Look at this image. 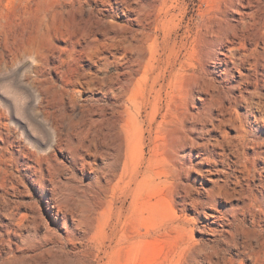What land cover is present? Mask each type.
Instances as JSON below:
<instances>
[{
    "label": "rangeland",
    "instance_id": "rangeland-1",
    "mask_svg": "<svg viewBox=\"0 0 264 264\" xmlns=\"http://www.w3.org/2000/svg\"><path fill=\"white\" fill-rule=\"evenodd\" d=\"M15 1L17 5L14 3ZM26 1L27 3L31 1L30 4H28L29 6L25 4ZM38 1L40 0H0V6L2 7V9L0 7V14H2V16H0V111L3 110V112H0V201L3 202H0V253L2 255V257H0V264L3 261H5V263L7 262V264H21L19 261H22V264H30L31 262L37 264H174V262L175 264H252V258L248 256L250 254L246 256L241 255V243L244 239L246 230L249 229L248 232L251 231L256 233L261 230L260 226L264 227V211L260 209L263 207L257 205L249 207L250 204L248 202L243 204V202H241V197H237L239 196L238 191L240 188H238V191L234 190V188L237 184L236 182L242 179L243 183H245V188L247 187V194H249L248 192H252L256 197L253 199L262 200L260 202L264 205V100L262 101V111L254 107L252 112L248 113V106L246 103L229 109L231 107L228 104V100H226L229 96H227V94H230V96L239 95V91L244 87L245 83V80L242 83L241 74H248L250 62H247L242 69L236 68L241 64L242 58L246 59L242 57L246 53H244L245 51H241V42L236 40L235 45H231L228 43L227 39H225L226 41L224 42L222 38L229 35L231 36V40H235L231 33H237L239 35L243 33L242 28L244 27L241 25L240 16L246 13L247 15L252 12L255 13L258 10L257 5L259 0H218V2H216L217 0H184V2L183 0H96L97 3L93 5L89 3L88 0H84L85 2L83 0H57V2L60 3H55L56 0H41V3ZM239 1L243 5L242 7L241 4H238ZM35 3H37L38 6ZM173 3L175 5H173ZM227 3L232 8L227 6ZM57 4L61 5V8ZM10 5L11 8L8 7ZM15 5L16 7L14 8ZM234 5L235 7H233ZM6 7L12 12L6 9ZM76 7L80 9H77V12L75 10ZM233 8H235V10H233ZM18 9L20 11H18ZM62 9L64 11H62ZM54 13L58 14L56 15ZM59 13H62V16H60ZM140 14L149 15V20L152 21L149 22L148 20L146 22L147 25L144 31L149 41L146 39L145 42L139 43L132 40V38H143L141 33L136 30H141L137 21ZM167 15H170L169 17L170 19L173 18V21L169 23L170 25L168 24L165 27L163 24L166 22L165 18ZM256 15L259 19L264 21V13L260 12L259 14V12H256ZM225 20L227 21L225 22ZM153 22L154 24L152 25ZM165 28L168 34L176 38L175 41H172L169 45H167V41L171 38L168 37L166 39L168 35H166ZM217 28H222V30H218ZM95 30L96 32H94ZM152 30L155 32L153 33ZM98 31L100 32L97 33ZM126 31L128 32L126 33ZM147 31L149 34H147ZM17 32L20 35L22 34L21 37ZM222 32L224 34H222ZM15 34H18L20 39L23 38V41L18 39ZM130 34L134 35V37H131ZM9 35L11 37H9ZM33 35L34 38H32ZM220 36L223 41L220 39ZM14 37L22 41L21 44L19 41L17 42ZM122 37L124 39H122ZM213 37L214 39H212ZM8 38L10 40H8ZM26 38H29V41L26 40ZM114 38H117V41ZM119 38L125 41L121 42L122 40ZM254 38L256 37L254 36ZM32 39L33 41H31ZM25 40L27 43L24 42ZM15 41L17 44L11 45L15 48L18 47L17 49L12 47L9 43H14ZM42 41L44 43H42ZM258 41H260L259 47L262 48L264 46L263 42L261 39ZM175 43L178 44L175 45ZM141 44L144 45V48ZM181 44L186 45L183 50ZM160 45H162V47ZM7 46L8 48H12L13 52L11 49L9 50ZM134 46L136 51L134 50ZM126 47L130 48L128 54L129 58L135 60L139 58L141 61H135V64H129V59L126 58L125 54L126 50H124ZM235 47L236 49H234ZM249 48H254V46H249ZM130 50L132 52H130ZM195 50L197 52H195ZM152 52H154V54ZM229 52H232L231 58L233 60L229 59L231 56L228 54ZM13 53H15L14 56L16 58H11ZM225 54L229 55V57ZM7 55H9V58ZM196 55L198 56L196 57ZM1 57H4V62L1 60ZM6 57L10 59V61ZM153 58L161 59L163 65H158L157 70L151 71L152 74L145 69L148 62ZM11 60L14 63H12ZM185 61L186 65L183 63ZM153 62L154 60H152V63ZM107 63H111L112 70L110 69L109 73H100L101 70L105 69ZM119 63H121V66ZM202 65L204 69H202ZM130 66H132L133 69H131ZM163 67H171L170 71H172V75H174L173 79L176 80V89H170L169 92H165L162 98H160L163 102V107H159L161 115L159 114V116L155 118V113L151 114V109L140 114V109H138L139 105L136 104H139L143 100L146 95L145 89H150V86L153 84V77L157 76V72L162 71ZM193 69L194 71H192ZM203 70H206V72ZM129 71H132V74L123 78L124 80H128L127 92L121 95V98H123L120 100L121 102H117V104L121 106L119 107L120 109L118 108L116 110L115 114L112 107L115 103L114 96L118 93L120 85H112L110 79H116L118 74H124ZM192 72L193 74H191ZM258 72L259 75L260 72L261 74L264 73L262 69L257 72L251 71L249 73L251 81L256 79V73ZM188 75L190 76L187 77ZM195 77L197 78L196 80L194 79ZM260 77L262 82L261 89L258 91L260 94L263 93L262 95L264 96V77H262V75H260ZM31 78H34V80ZM41 78H46L48 82L46 79H43V81L40 80ZM190 78H192V80ZM200 78L203 79L204 83H202ZM41 82L44 83L42 84ZM238 82H241L240 85ZM183 83H186L184 87ZM212 86H214V88ZM29 87H33L31 88L33 91ZM207 88L210 90H207ZM29 89L32 93H30ZM186 89H188V94H186ZM246 90H249V92L254 91L253 88ZM210 92L212 94H210ZM210 95L223 99V104L221 106L224 108V119L226 120L224 123L217 121V118L222 119V117H218L219 112L215 110V108L213 111L209 102L211 98ZM152 96L154 99L155 94ZM180 97L183 98V100H181ZM178 99L180 101H178ZM254 101L257 103L260 102L259 99H255ZM180 102L181 104L186 102V106L184 104L179 105ZM174 105L177 106L174 107ZM125 107L129 108V110ZM129 111H133L134 113ZM50 112L51 114H49ZM118 112L120 113L118 114ZM121 112L124 116L120 115ZM182 112H184V115H181ZM194 112L195 114H193ZM177 113H180L179 118L176 117L178 116ZM190 113L195 116L200 114L201 116L208 115L210 120L207 126L208 128L205 127V129H202L199 125L194 124V120L189 116ZM131 114H133V116ZM168 114H171L169 115L170 118L169 116L167 117ZM211 114L213 115L211 116ZM246 116H248V119ZM137 117H139V120ZM174 117H176V121ZM127 119L130 120L128 121ZM53 120L54 123H57L59 135H61L59 137L61 138L59 143L55 129L56 125L51 123ZM177 121L180 123L178 124ZM131 122H134V125ZM183 122L187 123L183 124ZM130 124L131 126H129ZM72 125L76 126L74 127ZM176 126L179 127L176 128ZM213 126L217 127L215 128ZM70 127L73 128V131ZM139 127L141 128L140 131L138 130L139 133L138 131H134L136 128L140 129ZM62 128L63 131H61ZM181 128L184 131L180 130ZM44 129L49 131L48 134ZM142 129L143 131L145 130L144 133L141 132ZM68 130L72 132L70 133ZM129 131H131V135L129 134L130 136L128 135ZM161 131L163 133H161ZM132 132L136 135L132 134ZM163 134L165 137H163ZM240 134L241 136L246 135L248 140L256 143L257 146L243 143L244 141H241L243 139L242 137L240 138ZM210 135H212L213 138L210 137ZM79 136L82 137V143L78 141ZM216 138H218V140ZM6 139L8 141L4 142ZM68 141H72L71 145L74 147L76 146L75 153H71V151L68 150ZM91 141L93 142L91 143ZM130 141H134L132 142L134 146L130 145ZM159 141L161 142L160 144ZM206 141L210 144L208 145ZM191 142L193 143L192 148L190 147ZM244 144L246 146H244ZM182 146L186 147L185 150L180 152ZM170 147H173V151ZM166 148L168 149L166 150ZM169 150L172 152H168ZM132 151L134 153L131 155ZM174 151L176 153H174ZM74 154H76V160L73 162ZM259 155H261V157ZM46 157H48V159H46ZM167 157L171 162L167 160ZM222 159L226 162L225 166L219 165V162L223 161ZM14 160H16V162H13ZM124 161L128 162L125 163ZM191 161L195 163L203 162L202 164L204 165L198 166L197 169L191 170L188 174L181 172L183 166L185 164L186 167L189 166ZM37 164L43 165L42 170L46 175L48 174L47 168L49 165L56 169L58 172L57 179L50 182L42 181L36 177L35 167H37ZM217 167L219 168L218 170L216 169ZM236 168L238 169L236 170ZM219 170L223 172L221 174L224 175H215ZM247 174L250 176H247ZM235 175H237V178ZM224 179L227 181V185L223 183ZM216 182H221L220 184H223L222 186L225 191L222 190V193H224V195H219L220 190L215 188L218 184ZM248 183L249 185H247ZM186 186L191 193H195L196 191L202 193L203 196L200 199L202 202L207 203L203 209L198 210L191 201H184L183 197L187 190ZM129 187L132 188L130 189ZM191 187L192 189H190ZM176 188L178 190H176ZM156 189L160 190L157 191ZM227 190L230 191V193L235 191V195L231 196ZM157 192L158 195L156 194ZM208 196H212V198L207 199ZM110 201H112V203ZM8 202L10 203L8 204ZM14 204L18 206L15 207L13 206ZM95 204L98 206L96 207ZM185 204L186 206H184ZM244 206L248 207L243 209ZM9 208L12 209L9 211ZM96 210L97 213H95ZM253 213L256 215V220L259 221L256 228L253 227L255 225ZM103 216L106 217L103 218ZM103 219H107V221ZM97 220H99V222ZM117 220L121 221L118 223ZM240 224L242 226H240ZM103 226L105 227L104 229H102ZM237 229L238 232L236 233ZM239 230H241L240 233ZM107 231L108 234H106ZM9 232L11 235H5ZM99 233L104 235V239L102 236L100 237ZM229 233H232L234 236H231ZM14 234L16 235L14 236ZM96 234H99V237ZM2 235L5 236L2 237ZM109 237H112V240ZM231 238L234 241H232ZM235 242L236 244H231ZM30 244H35L40 248L38 250H34L33 248L30 249ZM237 244L238 246H236ZM1 245L3 248H1ZM40 251H43L45 255H41ZM37 253H40L39 258ZM29 255L35 256L36 259H31ZM10 258L17 261L14 263Z\"/></svg>",
    "mask_w": 264,
    "mask_h": 264
},
{
    "label": "bare ground",
    "instance_id": "bare-ground-1",
    "mask_svg": "<svg viewBox=\"0 0 264 264\" xmlns=\"http://www.w3.org/2000/svg\"><path fill=\"white\" fill-rule=\"evenodd\" d=\"M13 1V0H12ZM47 1V0H46ZM84 1V0H83ZM87 1V0H86ZM123 1V0H122ZM166 1V0H165ZM168 1V0H167ZM210 1V0H209ZM208 1V2H209ZM222 1V0H221ZM220 1V2H221ZM226 1V0H225ZM225 1H224V3H225ZM237 1V0H236ZM250 1V0H249ZM31 2V1H30ZM30 2L29 3H27V1H26V5H28V4H30ZM38 2H40L41 3V0L40 1H38ZM53 2V1H52ZM80 2V1H79ZM85 2V1H84ZM88 2L89 3H91L92 5L93 4H95V3H97L96 2V0H88ZM116 2V1H115ZM175 2V1H174ZM183 2H184V0H183ZM216 2H218V0L216 1ZM231 2H233V1H231ZM235 2V1H234ZM15 4H16V1L14 2ZM42 3H43V1H42ZM55 3H60V2H57V0H56V2ZM55 3H53V4H55ZM69 3V2H68ZM73 3H75V2H73ZM73 3H72V5H73ZM83 3V2H82ZM177 3V2H176ZM228 3H229V1H228ZM228 3L226 4L227 6H230V5H228ZM9 4V3H8ZM13 4V3H12ZM35 4H37V3H35ZM62 4V3H61ZM77 4V3H76ZM179 4V3H178ZM177 4V5H178ZM218 4V3H217ZM221 4V3H220ZM230 4V3H229ZM235 4V3H234ZM238 4H241V2L239 1V3ZM17 5V4H16ZM16 5L14 6V8L16 7ZM25 5V6H26ZM40 5V4H39ZM51 5V4H50ZM58 5V4H57ZM56 5V6H57ZM69 5V4H68ZM81 5V4H80ZM165 5H169V4H165ZM173 5H175L174 3H173ZM206 5V4H205ZM4 6V5H3ZM13 6V5H12ZM22 6V5H21ZM23 6H24V4H23ZM29 6V5H28ZM37 6H38V4H37ZM53 6H55V5H53ZM53 6H51V7H53ZM58 6H60V8H61V5H58ZM82 6V5H81ZM203 6V5H202ZM216 6V5H215ZM223 6V5H222ZM243 5L241 4V7H242ZM1 7V6H0ZM5 7V6H4ZM8 7H10L11 8V5L10 6H8ZM20 7V6H19ZM63 7V6H62ZM83 7V6H82ZM181 7H183V6H181ZM207 7V6H206ZM218 7H219V5H218ZM224 7H225V5H224ZM231 7V6H230ZM229 7V8H230ZM233 7H235V5L233 6ZM14 8H12V9H14ZM20 8H22V7H20ZM25 8V7H24ZM30 8H32V7H30ZM50 8V7H49ZM64 8V7H63ZM67 8V7H66ZM220 8V7H219ZM218 8V9H219ZM223 8V7H222ZM232 8V7H231ZM1 9H2V7H1ZM6 9H8L9 10V8H7L6 7ZM33 9V8H32ZM51 9V8H50ZM52 9H54V8H52ZM55 9H56V7H55ZM54 9V10H55ZM65 9V8H64ZM69 9V8H68ZM77 9H79V8H77L76 7V12H77ZM90 9V8H89ZM107 9V8H106ZM128 9V8H127ZM257 11L256 12H259V14H260V12L261 13H264V0H259L258 1V5H257ZM31 10V9H30ZM49 10V9H48ZM66 10V9H65ZM80 10V9H79ZM233 10H235V8H233ZM232 10V11H233ZM255 10V9H254ZM5 11V10H4ZM10 11V10H9ZM9 11H8V13H9ZM18 11H20L19 9H18ZM25 11H26V8H25ZM52 11V10H51ZM59 11V10H58ZM62 11H64L63 9H62ZM69 11H70V9H69ZM73 11V10H72ZM82 11V10H81ZM80 11V12H81ZM90 11H91V9H90ZM89 11V12H90ZM98 11H99V9H98ZM125 11V10H124ZM144 11V10H143ZM229 11V10H228ZM227 11V12H228ZM237 11H239V10H237ZM236 11V12H237ZM245 11V10H244ZM7 12V11H6ZM10 12H12V11H10ZM23 12V11H22ZM49 12V11H48ZM54 12V11H53ZM57 12V11H56ZM71 12V11H70ZM140 12V11H139ZM256 12L255 13H251V14H248L247 15V13H246V11H245V13L246 14H243L242 16H240L241 18V25H243V27L244 28H242L243 30H242V32L243 33H241V35H239V34H235V33H231V35H232V37H234V39L235 40H231V36H225L224 38H222L221 36H220V39L222 38L223 40H224V42L226 41L225 39H227V41H228V43H230L231 45H235V43H236V40H238L239 42H241V46H242V48H241V51H245L244 53H246L244 56H242V57H244V58H246V59H241L242 60V62H241V64L239 65V67H236V68H243V66H245L246 65V63L247 62H250V69H248V74H245V75H242L241 74V80H242V83H243V81L245 80V83H244V87L239 91V95H237V96H230V94H227V99L226 100H228V104H229V106L231 107V108H229V109H233L234 107H237V106H239V105H241V104H243V103H246L247 104V106H248V113H250V112H252V110H253V108L254 107H256L259 111L261 110L262 111V101L264 100V96L262 95L263 93H259V89H261V77H260V75H262V77H264V73L263 74H261V72H260V75H259V72L258 73H256V79L255 80H253V81H251V79L249 78V73L251 72V71H255V72H257L258 70H260V69H262L263 71H264V46L262 47V48H260L259 46V44H260V41H258V40H260L261 39V41L263 42V44H264V21H262L261 19H259L258 17H257V15H256ZM49 13H51V12H49ZM65 13V12H64ZM100 13V12H99ZM146 13H148V12H146ZM157 13V12H156ZM161 13H162V11H161ZM235 13V12H234ZM239 13V12H238ZM237 13V14H238ZM250 13V12H249ZM54 14H56V13H54ZM58 14V13H57ZM56 14V15H57ZM60 14V13H59ZM62 14V13H61ZM60 14V16H62ZM150 14H151V12H150ZM160 14V13H159ZM4 15V14H3ZM52 15V14H51ZM69 15V14H68ZM72 15V14H71ZM89 15V14H88ZM138 15V14H137ZM178 15V14H177ZM0 16H2V14H0ZM49 16H50V14H49ZM76 16V15H75ZM83 16V15H82ZM118 16V15H117ZM170 16V15H169ZM168 15L166 16V22L163 24V25H165V27L170 23V22H172L173 21V18L172 19H170V17H169ZM186 16V15H185ZM221 16V15H220ZM51 17V16H50ZM57 17V16H56ZM58 17H59V15H58ZM149 15H147V14H140L139 15V18H138V23H139V27L141 28V30H138V29H136L137 30V32H140L141 33V36H143V38H136L135 37V39H133L132 38V40H135V41H137V42H145L146 41V34L144 33V31H145V29H146V22L149 20ZM159 17V16H158ZM175 17H176V15H175ZM211 17V16H210ZM216 17V16H215ZM3 18V17H2ZM52 18H53V16H52ZM52 18H51V20H52ZM89 18H90V16H89ZM88 18V19H89ZM136 18H137V16H136ZM214 18V17H213ZM224 18V17H223ZM75 19V18H74ZM191 19V18H190ZM210 19V18H209ZM216 19V18H215ZM226 19V18H225ZM264 19V18H263ZM56 20V19H55ZM87 20V19H86ZM93 20V19H92ZM95 20V19H94ZM98 20V19H97ZM96 20V21H97ZM154 20H156V19H154ZM236 20V19H235ZM238 20V19H237ZM53 21V20H52ZM104 21V20H103ZM152 21V20H151ZM150 20H149V22H151ZM182 21V20H181ZM216 21V20H215ZM214 21V22H215ZM227 20H225V22H226ZM239 21V20H238ZM86 22V21H85ZM93 22V21H92ZM91 22V23H92ZM149 22H148V24H149ZM155 22V21H154ZM154 22L152 23V25L154 24ZM202 22H204V21H202ZM223 22V21H222ZM101 23V22H100ZM103 23V22H102ZM182 23V22H181ZM189 23V22H188ZM187 23V24H188ZM192 23H194V22H192ZM231 23H232V21H231ZM3 24V23H2ZM156 24V23H155ZM206 24V23H205ZM215 24V23H214ZM217 24V23H216ZM226 24V23H225ZM227 24L229 25V23L227 22ZM240 24V23H239ZM93 25V24H92ZM91 25V26H92ZM96 25V24H95ZM170 25V24H169ZM178 25V24H177ZM197 25H198V22H197ZM201 25H203V24H201ZM233 25V24H232ZM236 25V24H235ZM83 26H85V25H83ZM99 26V25H98ZM97 26V27H98ZM129 26V25H128ZM180 26H181V24H180ZM179 26V27H180ZM191 26V25H190ZM194 26V25H193ZM212 26V25H211ZM211 26H210V28H211ZM151 27H154V26H151ZM163 27V26H162ZM186 27V26H185ZM209 27V26H208ZM213 27V26H212ZM217 27V26H216ZM219 27V26H218ZM221 27V26H220ZM91 28V27H90ZM112 28V27H111ZM123 28H124V26H123ZM127 28V27H126ZM133 28V27H132ZM174 28V27H173ZM176 28V27H175ZM193 28V27H192ZM228 28V27H227ZM230 28H231V26H230ZM229 28V29H230ZM240 28V27H239ZM94 29V28H93ZM99 29V28H98ZM125 29V28H124ZM154 29V28H153ZM177 29V28H176ZM201 29V28H200ZM218 29V28H217ZM216 29V30H217ZM220 29V28H219ZM218 29V30H219ZM232 30H233V28H231ZM90 30V29H89ZM103 30V29H102ZM109 30V29H108ZM120 30V29H119ZM148 30V29H147ZM155 30V29H154ZM165 31H166V35H168L167 37H166V39L168 38V37H170L171 39H169L167 42V45H169V44H171V42L172 41H175V39L176 38H174V37H172L171 36V34H168V32H167V29L165 28L164 29ZM178 30V29H177ZM196 30V29H195ZM210 30V29H209ZM213 30V29H212ZM220 30H222V28L220 29ZM231 30V31H232ZM239 30V29H238ZM19 31V30H18ZM93 31V30H92ZM106 31V30H105ZM125 31V30H124ZM149 31V30H148ZM147 31V32H148ZM164 31V32H165ZM197 31H199V30H197ZM15 32V31H14ZM94 32H96V30L94 31ZM100 31H98L97 33H99ZM107 32V31H106ZM128 31H126V33H127ZM136 32V31H135ZM135 32H133V33H135ZM152 32H153V30H152ZM155 32V31H154ZM153 32V33H154ZM191 32H192V30H191ZM196 32V31H195ZM194 32V33H195ZM211 32V31H210ZM212 32H214V31H212ZM220 32V31H219ZM224 32H225V30H224ZM227 32V31H226ZM13 33V32H12ZM18 33V32H17ZM30 33H32V32H30ZM120 33V32H119ZM158 33V32H157ZM180 33V32H179ZM182 33V32H181ZM185 33V32H184ZM207 33H208V31H207ZM215 33V32H214ZM229 33V32H228ZM247 35H246V34ZM19 34V33H18ZM18 34H15L17 37H18V39H20L19 38V36H18ZM90 34V33H89ZM132 34V33H131ZM130 34V35H131ZM147 34H149V32L147 33ZM156 34V33H155ZM183 34V33H182ZM196 34V33H195ZM209 34V33H208ZM222 34H224L223 32H222ZM11 35V34H10ZM9 35V37H11V36H13V35H11L10 36ZM20 35V34H19ZM22 35V34H21ZM21 35H20V37H21ZM30 35V34H29ZM32 35V34H31ZM152 35V34H151ZM150 35V36H151ZM201 35V34H200ZM206 35V34H205ZM217 35V34H216ZM215 35V36H216ZM220 35H221V32H220ZM121 36H122V33H121ZM126 36H128V35H126ZM196 36V35H195ZM198 36V35H197ZM213 36V35H212ZM218 36V35H217ZM222 36H224V35H222ZM254 36L256 37V38H254ZM29 37V36H28ZM32 37V36H31ZM131 37H134V35H131ZM153 37H155V36H153ZM152 37V38H153ZM160 37V36H159ZM15 38V37H14ZM32 38H34V35H33V37ZM192 38V37H191ZM200 38V37H199ZM202 38V37H201ZM215 38H217V37H215ZM29 39V38H28ZM27 38H26V40H28ZM115 39V38H114ZM117 39V38H116ZM115 39V40H116ZM119 39H121V38H119ZM122 39H124L123 37H122ZM121 39V40H122ZM125 39H126V37H125ZM178 39V38H177ZM203 39V38H202ZM201 39V40H202ZM212 39H214V37L212 38ZM221 39V40H222ZM7 40V39H6ZM8 40H10L9 38H8ZM7 40V41H8ZM12 40L14 41V39H13V37H12ZM15 40H17V38H15ZM20 40H22L23 41V38L22 39H20ZM26 40L24 41L25 43H27L26 42ZM120 40V41H121ZM148 40V39H147ZM217 40V39H216ZM222 40V41H223ZM19 40H17V42H18ZM22 41H19L20 42V44H21V42ZM29 41V40H28ZM31 41H33V39L31 40ZM30 41V42H31ZM36 41V40H35ZM44 41V40H43ZM42 41V43H44ZM117 41V40H116ZM119 41V40H118ZM125 41V40H124ZM123 40L121 41V42H124ZM129 41H130V39H129ZM149 41V40H148ZM203 41V40H202ZM215 41V40H214ZM24 42H23V44H24ZM37 42V41H36ZM164 42V41H163ZM163 42H161V43H163ZM179 42V41H178ZM183 42V41H182ZM196 42H197V40H196ZM205 42V41H204ZM10 43V45L12 44V45H14L15 43H16V41L14 42V43H11V42H9ZM35 43V42H34ZM33 43V44H34ZM156 43V42H155ZM212 43V42H211ZM216 43V42H215ZM227 43V42H226ZM17 44V43H16ZM19 44V45H20ZM29 44V43H28ZM32 44V43H31ZM112 44H113V42H112ZM111 44V45H112ZM121 44V43H120ZM128 44H129V42H128ZM132 44V43H131ZM178 43H175V45H177ZM192 44V43H191ZM201 44V43H200ZM199 44V45H200ZM217 44V43H216ZM219 44V43H218ZM6 45V44H5ZM11 45V46H12ZM106 45V44H105ZM133 45V44H132ZM135 45H136V43H135ZM141 45H143V44H141ZM182 45V50H183V48H185L186 47V45L185 44H181ZM188 45V44H187ZM196 45H197V43H196ZM202 45V44H201ZM16 46V45H15ZM124 46V45H123ZM128 46V45H127ZM131 46V45H130ZM129 46V47H130ZM137 46V45H136ZM138 46H139V44H138ZM147 46V45H146ZM161 47H162V45H160ZM180 46V45H179ZM203 46V45H202ZM215 46V45H214ZM239 46V45H238ZM249 46H254V48H249ZM10 47V46H9ZM12 47H14V46H12ZM116 47H118V46H116ZM121 47V46H120ZM129 47H126L124 50H126L125 52V54H126V58L127 59H129L128 60V63L129 64H132V63H134L135 61H141V60H139V58H138V60H135V59H133V58H129ZM169 47V46H168ZM198 47V46H197ZM201 47V46H200ZM204 47V46H203ZM208 47V46H207ZM212 47V46H211ZM7 48H8V46H7ZM15 48V47H14ZM18 48V47H17ZM17 48H15V49H17ZM113 48V47H112ZM143 48H144V45H143ZM202 48V47H201ZM209 48V47H208ZM218 48V47H217ZM239 48V49H240ZM9 50L11 49V51L13 52V50H12V48H8ZM8 49H6V50H8ZM110 49V48H109ZM121 49V48H120ZM138 49H140V48H138ZM146 49V48H145ZM158 49H159V47H158ZM194 49H195V46H194ZM227 49H229V48H227ZM234 49H236V47L234 48ZM8 50V51H9ZM134 50H135V46H134ZM133 50V51H134ZM142 50V49H141ZM162 50H163V48H162ZM197 50H199V49H197ZM233 50V49H232ZM232 50H229V51H232ZM10 51V52H11ZM17 51V50H16ZM19 51V50H18ZM136 51V50H135ZM202 51V50H201ZM205 51H207V50H205ZM208 51H209V49H208ZM212 51V50H211ZM220 51V50H219ZM228 51V50H227ZM235 51V50H234ZM130 52H132L131 50H130ZM138 52H139V50H138ZM157 52V51H156ZM161 52V51H160ZM166 52V51H165ZM179 52V51H178ZM195 52H197L196 50H195ZM213 52V51H212ZM3 53H4V51H3ZM8 53V52H7ZM17 53V52H16ZM137 53V52H136ZM146 53V52H145ZM151 53V52H150ZM153 54H154V52H152ZM214 53H215V49H214ZM227 53V52H226ZM232 53V52H231ZM230 52L228 53V54H230L231 56L229 57V55H227V54H225L226 56H228L229 57V59H232L231 57H232V54H231ZM235 53V52H234ZM14 54L15 53H13V56L11 57V58H16L15 56H14ZM20 54V53H19ZM22 54V53H21ZM167 54H169V53H167ZM186 54V53H185ZM2 55V54H1ZM4 55V54H3ZM6 55V54H5ZM138 55V54H137ZM140 55V54H139ZM144 55H146V54H144ZM149 55V54H148ZM147 55V56H148ZM195 55V54H194ZM204 55V54H203ZM218 55V54H217ZM8 56V58H9V55H7ZM20 56H22V55H20ZM147 56H146V58H147ZM198 55H196V57H197ZM199 56H201V55H199ZM208 56V55H207ZM142 57V56H141ZM166 57V56H165ZM191 57V56H190ZM195 57V56H194ZM210 57V56H209ZM239 57H240V55H239ZM3 58L4 57H1V60L3 61ZM7 58V57H6ZM7 58V59H8ZM145 58V57H144ZM155 58V57H154ZM152 59V60H154V62L152 63V60H150L149 62H148V65L146 66V69L145 70H147V72H151L152 70H157L158 69V65H160V64H162L163 62H162V60L161 59H158V58H156V59ZM166 58H168V57H166ZM200 58V57H199ZM115 59V58H114ZM195 59H197V58H195ZM205 59V58H204ZM212 59V58H211ZM237 59H239V58H237ZM6 60V59H5ZM9 61H10V59H8ZM15 60V59H14ZM17 60V59H16ZM203 60V59H202ZM233 60V59H232ZM12 61V60H11ZM18 61V60H17ZM16 61V62H17ZM115 61V60H114ZM144 61V60H143ZM169 61H170V59H169ZM234 61H235V59H234ZM4 62V61H3ZM233 62V61H232ZM2 63V62H1ZM7 63V62H6ZM9 63V62H8ZM12 63H14L13 61H12ZM152 63V64H151ZM183 63H185V65H186V61L185 62H183ZM189 63V62H188ZM200 63H201V61H200ZM204 63V62H203ZM3 64V63H2ZM11 64V63H10ZM16 64V63H15ZM135 64V63H134ZM165 64H166V62H165ZM177 64V63H176ZM6 65V64H5ZM118 65V64H117ZM119 65L121 66V63H119ZM163 65V64H162ZM237 65H238V62H237ZM8 66V65H7ZM44 66H45V64H44ZM134 66V65H133ZM139 66V65H138ZM166 66V65H165ZM236 66V65H235ZM127 67H129V66H127ZM175 67V66H174ZM188 67V66H187ZM193 67V66H192ZM233 67V66H232ZM247 67V66H246ZM35 68H36V66H35ZM41 68V67H40ZM39 68V69H40ZM130 68L131 69H133L132 68V66H130ZM138 68V67H137ZM170 68L171 67H167V68H165V67H163L162 68V71H160V72H157L158 74H157V76H155V77H153V84L150 86V89H145V96H144V98H143V100L139 103V104H136V105H139L138 106V109H140L139 111H140V114H142L143 112H145V111H147L148 109H151L152 110V112H151V114H154L155 113V118L156 117H158L159 116V114H160V106H162L163 105V102H162V100L160 99V98H162V95H164L165 94V92H169V90L170 89H176V80L175 79H173V77H174V75H172V71H170ZM249 68V67H248ZM110 69H111V63H107L106 65H105V69L104 70H101L100 71V73H109L110 72ZM136 69V68H135ZM195 69V68H194ZM194 69L192 70V71H194ZM202 69H204L203 68V65H202ZM112 70V69H111ZM130 70V69H129ZM137 70V69H136ZM182 70V69H181ZM229 70H230V68H229ZM17 71H20V70H17ZM35 71V70H34ZM40 71V70H39ZM44 71V70H43ZM119 71V70H118ZM133 71V70H132ZM132 71H129V72H127V73H121V74H118L117 76L118 77H116V79H110L111 80V84L112 85H114V86H116V85H120V88H119V90H118V93H116L115 94V96H114V100H115V103L113 104V110H114V113L116 112V110L121 106V105H118L117 104V102H121L120 100H122L123 98H121V95L123 94V93H126L127 91H126V88H127V83H128V80H126V82H125V80L123 79V78H125L127 75H131L132 74ZM204 71V70H203ZM42 72V71H41ZM121 72V71H120ZM119 72V73H120ZM183 72V71H182ZM191 72V71H190ZM204 72H206V70L204 71ZM149 73H147V74H149ZM152 73V72H151ZM254 73V72H253ZM14 74H15V72H14ZM18 74H19V72H18ZM27 74V73H26ZM35 74H36V71H35ZM153 74V73H152ZM186 74V73H185ZM191 74H193V72L191 73ZM227 74V73H226ZM255 74V73H254ZM30 75V74H29ZM37 75V74H36ZM136 75V74H135ZM151 75V74H150ZM184 75V74H183ZM208 75V74H207ZM13 76V75H12ZM19 76V75H18ZM31 76V75H30ZM29 76V77H30ZM149 76V75H148ZM190 75H188L187 77H189ZM191 76H193V75H191ZM205 76V75H204ZM46 77V76H45ZM132 77V76H131ZM178 77H180V76H178ZM183 77V76H182ZM212 77V76H211ZM210 77V78H211ZM253 77V76H252ZM251 77V78H252ZM149 78H150V76H149ZM185 78H186V76H185ZM197 78H198V76H197ZM196 77L194 78L195 80L197 79ZM208 78V77H207ZM254 78V77H253ZM31 79H33L34 80V78H31ZM35 79H36V76H35ZM43 79H46V78H43ZM43 79L41 78L40 80H42L43 81ZM191 80H192V78H190ZM190 79H189V82H190ZM201 80H202V83H204V81H203V79L202 78H200ZM10 80V79H9ZM12 80V79H11ZM15 80H16V78H15ZM39 80V81H40ZM47 80V79H46ZM150 80V79H149ZM204 80H205V78H204ZM213 80V79H212ZM264 80V79H263ZM3 81V80H2ZM20 81V80H19ZM38 81V80H37ZM186 81H187V79H186ZM209 81V80H208ZM31 82V81H30ZM29 82V83H30ZM35 82V81H34ZM47 82H48V80H47ZM149 82V81H148ZM196 82V81H195ZM198 82H199V78H198ZM210 82V81H209ZM17 83V82H16ZM33 83V82H32ZM40 83V82H39ZM42 83V82H41ZM44 83V82H43ZM42 83V84H43ZM186 83H188V82H186ZM186 83H183V87H184V84H186ZM194 83V82H193ZM197 83V82H196ZM239 83V82H238ZM241 83V82H240ZM240 83H239V85H240ZM263 83H264V81H263ZM13 84V83H12ZM15 84V83H14ZM36 84V83H35ZM37 84H38V82H37ZM47 84V83H46ZM46 84H44V85H46ZM66 84V83H65ZM131 84V83H130ZM191 84H192V82H191ZM199 85V84H198ZM218 85V84H217ZM11 86V85H10ZM20 86V85H19ZM30 86V85H29ZM32 86V85H31ZM38 86H39V84H38ZM192 86V85H191ZM204 86H206V85H204ZM234 86V85H233ZM262 86H263V84H262ZM34 87V86H33ZM33 87H29L30 89L31 88H33ZM37 87V86H36ZM40 87H41V84H40ZM43 87V86H42ZM186 87V86H185ZM192 87H194V86H192ZM208 87V86H207ZM213 88H214V86H212ZM240 87V86H239ZM18 88V87H17ZM38 88V87H37ZM45 88V87H44ZM191 88V87H190ZM206 88V87H205ZM221 88V87H220ZM233 88V87H232ZM249 88H253L254 89V91H251V92H249V90L247 91L246 89H249ZM15 89V88H14ZM29 89V90H30ZM121 89V90H120ZM195 89H196V87H195ZM32 90V89H31ZM30 90V93H32V91ZM41 90V89H40ZM178 90V89H177ZM188 89H186L185 91H187ZM194 90V89H193ZM207 90H210V89H208L207 88ZM216 90V89H215ZM214 90V91H215ZM218 90V89H217ZM219 90H221V89H219ZM259 90V91H258ZM46 91V90H45ZM128 91H129V88H128ZM198 91V90H197ZM202 91V90H201ZM42 92V91H41ZM140 92H141V90H140ZM180 92V91H179ZM178 92V93H179ZM182 92V91H181ZM219 92V91H218ZM222 92V91H221ZM175 93V92H174ZM192 93V92H191ZM201 93V92H200ZM140 94V93H139ZM144 94V93H143ZM153 94H155V96H154V99L152 98L153 96ZM168 94V93H167ZM180 94V93H179ZM186 94H188V91H187V93ZM185 94V95H186ZM190 94V93H189ZM193 94H194V92H193ZM210 94H212L211 92H210ZM216 94V93H215ZM31 95V94H30ZM176 95H178V94H176ZM232 95V94H231ZM10 96V95H9ZM15 96V95H14ZM32 96V95H31ZM30 96V97H31ZM142 96V95H141ZM183 96V95H182ZM188 96V95H187ZM190 96V95H189ZM183 97H186V96H183ZM190 97H193V96H190ZM196 97V96H195ZM210 99H209V102H210V104H211V106H212V109H213V111H214V108H215V110H217L219 113H218V117H222V119L221 118H217V121L218 122H220V123H224L226 120L224 119V108L221 106L222 104H223V99H221V98H216L214 95H210ZM218 97V96H217ZM46 98V97H45ZM136 98H137V96H136ZM139 98V97H138ZM142 98V97H141ZM169 98V97H168ZM181 98V97H180ZM199 98H200V96H199ZM17 99H20V98H17ZM153 99V100H152ZM255 99H259L260 100V102H255L254 100ZM62 100V99H61ZM135 100V99H134ZM181 100H183V98H181ZM8 101V100H7ZM132 101H133V99H132ZM131 101V102H132ZM178 101H180L179 99H178ZM186 101V100H185ZM190 101V100H189ZM14 102V101H13ZM19 102V101H18ZM123 102V101H122ZM135 102V101H134ZM133 102V103H134ZM136 102L138 103V101L136 100ZM179 103V102H178ZM124 104V103H123ZM131 104V103H130ZM165 104V103H164ZM174 104V103H173ZM183 104L186 106V102H183ZM183 104H181V102H180V104L179 105H183ZM19 105V104H18ZM132 105V104H131ZM135 105V106H136ZM172 106V105H171ZM177 105H174V107H176ZM124 107V106H123ZM128 107H129V105H128ZM163 107V106H162ZM183 107V106H182ZM1 108V107H0ZM126 108V107H125ZM132 108V107H131ZM130 108V109H131ZM172 108V107H171ZM186 108V107H185ZM120 109V108H119ZM123 109V108H122ZM126 109H128L129 110V108H126ZM175 109V108H174ZM47 110V109H46ZM127 110V111H128ZM133 110V109H132ZM171 110V109H170ZM176 110V109H175ZM200 110V109H199ZM199 110H197V111H199ZM205 110V109H204ZM207 110V109H206ZM122 111V110H121ZM168 111V110H167ZM185 111V110H184ZM0 112H3V110L2 111H0ZM53 112H54V110H53ZM122 112H124V111H122ZM121 112V114L120 115H122L123 113ZM129 112H133V111H129ZM196 112V111H195ZM195 112L193 113V114H195ZM45 113V112H44ZM56 113V112H55ZM64 113V112H63ZM113 113V114H114ZM120 112H118V114H119ZM134 113V112H133ZM136 113V112H135ZM162 113H163V111H162ZM200 113V112H199ZM49 114H51V112L49 113ZM112 114V115H113ZM116 114V113H115ZM129 114V113H128ZM178 114V113H177ZM180 114V113H179ZM179 114H178V116H176L175 114V116L176 117H178L179 118ZM193 114H191L190 113V118H192L194 121V124H196V125H199L202 129L204 128L205 129V127H207L208 126V123H210L209 121V116L208 115H205V116H201V114H202V112H201V114L200 115H198V116H195V115H193ZM197 114H198V112H197ZM2 115V114H1ZM47 115H48V113H47ZM67 115V114H66ZM126 115V114H125ZM132 116H133V114H131ZM135 115V114H134ZM136 115H137V113H136ZM148 115V114H147ZM161 115V114H160ZM169 115H171V114H168L167 115V117L169 116ZM181 115H184V112H182V114ZM213 114H211V116H212ZM217 115V114H216ZM58 116H59V114H58ZM122 116H124V115H122ZM129 116H130V114H129ZM131 116V117H132ZM138 116V115H137ZM185 116H186V113H185ZM4 117V116H3ZM47 117V116H46ZM60 117V116H59ZM130 117V118H131ZM149 117V116H148ZM172 117V116H171ZM176 117H174V120L176 121ZM217 117V116H216ZM25 118V117H24ZM61 118V117H60ZM147 118V117H146ZM160 118V117H159ZM169 118H170V116H169ZM189 118V117H188ZM246 118L248 119V116H246ZM0 119H1V116H0ZM49 119V118H48ZM50 119H51V117H50ZM49 119V120H50ZM137 119L139 120V117H137ZM240 119V118H239ZM55 120V119H54ZM54 120H53V122H51V123H54ZM57 120H58V118H57ZM118 120V119H117ZM128 120V119H127ZM130 120V119H129ZM128 120V121H129ZM158 120V119H157ZM173 120V119H172ZM174 120L172 121L173 123H174ZM52 121V120H51ZM114 121V120H113ZM132 121H133V119H132ZM137 121V120H136ZM145 121V120H144ZM143 121V122H144ZM147 121V120H146ZM184 121H185V118H184ZM155 122V121H154ZM188 122V121H187ZM186 122V123H187ZM191 122V121H190ZM117 123H119V122H117ZM131 123H133V125H134V122H131ZM164 123V122H163ZM167 123V122H166ZM171 123V122H170ZM169 123V124H170ZM177 123L179 124L180 122H178L177 121ZM176 123V124H177ZM185 122H183V124H184ZM185 123V124H186ZM219 123V124H220ZM55 125H56V132H57V138H58V143L61 141V138H59L61 135H59L60 133H59V128L57 127V123H54ZM115 124V123H114ZM128 124V123H127ZM144 124H146V123H144ZM117 125V124H116ZM136 125V124H135ZM147 125V124H146ZM153 125V124H152ZM195 125V126H196ZM222 125V124H221ZM44 126V125H43ZM72 126H74V125H72ZM76 126V125H75ZM74 126V127H75ZM118 126V125H117ZM129 126H131V124L129 125ZM137 126V125H136ZM144 126V125H143ZM171 126H172V124H171ZM181 126V125H180ZM185 126V125H184ZM187 126V125H186ZM45 127V126H44ZM43 127V128H44ZM64 127H66V126H64ZM105 127V126H104ZM110 127V126H109ZM167 127V126H166ZM177 127H179V126H176V128ZM190 127V126H189ZM197 127V126H196ZM213 127H217V126H213ZM46 128V127H45ZM72 127H70V129H71ZM102 128V127H101ZM118 128V127H117ZM132 128V127H131ZM135 128V127H134ZM140 128V127H139ZM150 128V127H149ZM162 128V127H161ZM168 128V127H167ZM167 128H165V129H167ZM185 128V127H184ZM200 128V129H201ZM208 128V127H207ZM219 128V127H218ZM69 129V130H70ZM82 129V128H81ZM89 129H90V127H89ZM137 129V130H136ZM136 129H134V131H140L141 130V128L140 129H138V128H136ZM162 129H164V128H162ZM201 129V130H202ZM210 129V128H209ZM44 130H46V129H44ZM64 130H65V128H64ZM68 130V132H72L73 131V128L71 129L72 131H69ZM97 130V129H96ZM116 130V129H115ZM169 130H170V128H169ZM169 130H167V131H169ZM180 130H183L182 128L180 129ZM196 130V129H195ZM213 130V129H212ZM61 131H63V128H62V130ZM80 131V130H79ZM106 131V130H105ZM117 131V130H116ZM122 131V130H121ZM132 131V130H131ZM131 131H129L128 132V135L130 134L131 135ZM139 131H138V133H139ZM145 131V130H144ZM144 131H143V129H142V131L141 132H143L144 133ZM153 131V130H152ZM167 131H165V132H167ZM184 131V130H183ZM182 131V132H183ZM198 131H200V130H198ZM209 131V130H208ZM219 131V130H218ZM12 132V131H11ZM47 134H48V130H46L45 131ZM67 132V131H66ZM67 132V133H68ZM78 132V131H77ZM86 132V131H85ZM88 132V131H87ZM94 132V131H93ZM107 132V131H106ZM105 132V133H106ZM140 132V133H141ZM147 132V131H146ZM160 132V131H159ZM176 132V131H175ZM178 132V131H177ZM197 132V131H196ZM76 133V132H75ZM104 133V132H103ZM136 133V132H135ZM154 133V132H153ZM156 133H158V132H156ZM161 133H163L162 131H161ZM178 133H180V132H178ZM198 133V132H197ZM85 134V133H84ZM94 134V133H93ZM108 134V133H107ZM132 134H134V132H132ZM146 134V133H145ZM165 134V133H164ZM164 134H163V137H165L164 136ZM167 134V133H166ZM182 134V133H181ZM204 134V133H203ZM3 135V134H2ZM50 135V134H49ZM70 135V134H69ZM76 135V134H75ZM101 135V134H100ZM104 135V134H103ZM121 135V134H120ZM124 135V134H123ZM129 135V136H130ZM134 135H136V134H134ZM140 135V134H139ZM186 135V134H185ZM189 135V134H188ZM197 135H199V134H197ZM8 136H9V134H8ZM48 136V135H47ZM86 136H88V135H86ZM133 136V135H132ZM152 136V135H151ZM178 136H180V135H178ZM184 136V135H183ZM200 136V135H199ZM198 136V137H199ZM214 136V135H213ZM7 137V136H6ZM135 137V136H134ZM133 137V138H134ZM136 137H138V136H136ZM159 137H160V134H159ZM162 137V138H163ZM168 137V136H167ZM210 137H212V135H210ZM242 137V139L243 140H241V141H244L243 143H245L246 145H248V144H252V145H254V146H257L256 145V143H253V142H251V141H249L248 140V137L246 136V135H243V136H241V134H240V138ZM49 138V137H48ZM55 138V137H54ZM63 138V137H62ZM70 138V137H69ZM93 138V137H92ZM117 138V137H116ZM130 138V137H129ZM133 138H131V139H133ZM141 138H142V136H141ZM161 138V139H162ZM197 138V137H196ZM195 138V139H196ZM201 138V137H200ZM207 138V137H206ZM213 138V137H212ZM215 138V137H214ZM3 139V138H2ZM70 139H72V138H70ZM69 139V140H70ZM82 139V137L81 136H79L78 137V141L80 142V143H82L83 142V140H81ZM134 139H136V138H134ZM143 139V138H142ZM142 139H139V140H142ZM163 139H165V138H163ZM190 139V138H189ZM199 139V138H198ZM217 140H218V138H216ZM4 140V139H3ZM97 140H98V137H97ZM96 140V141H97ZM115 140V139H114ZM124 140V139H123ZM138 140V141H139ZM168 140V139H167ZM209 140V139H208ZM207 140V141H208ZM211 140V139H210ZM6 141H8L7 139L4 141V142H6ZM95 141V142H96ZM113 141V140H112ZM147 141V140H146ZM152 141V140H151ZM164 141H166V140H164ZM164 141H162V142H164ZM179 141V140H178ZM205 141V140H204ZM206 141V142H207ZM214 141V140H213ZM223 141V140H222ZM93 141H91V143H92ZM94 142V143H95ZM106 142H107V140H106ZM124 142V141H123ZM131 142V144L130 145H133L132 144V142H134V141H130ZM144 142V141H143ZM148 142V141H147ZM146 142V143H147ZM168 142V141H167ZM167 142H165V143H167ZM197 142V141H196ZM200 142H202V141H200ZM216 142V141H215ZM219 142H220V140H219ZM218 142V143H219ZM57 143V142H56ZM68 143L69 144H67V147H68V150H70L71 151V153H75L76 152V146L74 147L73 145H71V143H72V141H68ZM127 143V142H126ZM128 143H129V141H128ZM127 143V144H128ZM135 143H136V141H135ZM161 142L159 141V144H160ZM190 143V142H189ZM214 143V142H213ZM243 143H241V144H243ZM78 144V143H77ZM76 144V145H77ZM122 144V143H121ZM139 144V143H138ZM176 144V143H175ZM192 144V145H191ZM191 144H190V147L192 148V146H193V143L191 142ZM204 144V143H203ZM207 144H208V142H207ZM210 144V143H209ZM208 144V145H209ZM244 144V146H246ZM10 145H11V142H10ZM81 145V144H80ZM148 145V144H147ZM151 145V144H150ZM155 145V144H154ZM164 145V144H163ZM162 145V146H163ZM186 145V144H185ZM206 145V144H205ZM211 145H214V144H211ZM223 145V144H222ZM79 146V145H78ZM77 146V147H78ZM91 146V145H90ZM113 146V145H112ZM129 146V145H128ZM127 146V147H128ZM134 146V145H133ZM140 146V145H139ZM149 146V145H148ZM165 146H166V144H165ZM169 146V145H168ZM167 146V147H168ZM176 146V145H175ZM199 146V145H198ZM202 146H204V145H202ZM219 146V145H218ZM239 146H240V144H239ZM253 146V147H254ZM126 147V146H125ZM138 147V146H137ZM144 147V146H143ZM147 147V146H146ZM161 147V146H160ZM185 147L186 146H182L181 148H180V152L181 151H183V150H185ZM188 147V146H187ZM217 147V146H216ZM224 147V146H223ZM238 147V146H237ZM242 147V146H241ZM20 148V147H19ZM64 148V147H63ZM113 148V147H112ZM135 148V147H134ZM159 148V147H158ZM213 148V147H212ZM245 148V147H244ZM243 148V149H244ZM48 149V148H47ZM58 149V148H57ZM89 149V148H88ZM139 149V148H138ZM168 148H166V150H167ZM170 149H172V151H173V147L171 148L170 147ZM224 149V148H223ZM23 150H24V148H23ZM54 150V149H53ZM91 150V149H90ZM120 150V149H119ZM133 150V149H132ZM135 150H137V149H135ZM145 150V149H144ZM160 150H161V148H160ZM176 150V149H175ZM210 150H212V149H210ZM225 150V149H224ZM31 151V150H30ZM34 151V150H33ZM52 151V150H51ZM122 151H124V150H122ZM171 150H169L168 152H170ZM171 151V152H172ZM208 151H209V148H208ZM217 151V150H216ZM240 151V150H239ZM87 152V151H86ZM94 152V151H93ZM92 152V153H93ZM255 152H256V150H255ZM3 153V152H2ZM31 153H33V152H31ZM36 153V152H35ZM90 153V152H89ZM119 153V152H118ZM134 152L132 151V153H131V155L133 154ZM167 153V152H166ZM174 153H176L175 151H174ZM241 153V152H240ZM34 154V153H33ZM32 154V155H33ZM93 154H95V153H93ZM97 154V153H96ZM178 154V153H177ZM176 154V155H177ZM226 154H227V152H226ZM239 154V153H238ZM121 155V154H120ZM127 155V154H126ZM171 155V154H170ZM173 155V154H172ZM221 155V154H220ZM42 156V155H41ZM128 156V155H127ZM168 156V155H167ZM204 156V155H203ZM227 156V155H226ZM260 157H261V155H259ZM3 157V156H2ZM74 159H73V162L76 160V154H74ZM168 157H171V156H168ZM168 157H167V160H169L168 159ZM206 157V156H205ZM241 157V156H240ZM239 157V158H240ZM243 157V156H242ZM42 158H44V157H42ZM111 158H112V156H111ZM122 158V157H121ZM124 158V157H123ZM245 158V157H244ZM3 159V158H2ZM14 159H16V158H14ZM46 159H48V157H46ZM53 159V158H52ZM177 159V158H176ZM206 159V158H205ZM209 159V158H208ZM218 159V158H217ZM19 160V159H18ZM223 161H220L219 162V165H224L225 166V163L226 162H224V159H222ZM36 161V160H35ZM48 161V160H47ZM170 161V160H169ZM202 161H205V160H202ZM207 161V160H206ZM211 161V160H210ZM13 162H16V160H14ZM18 162V161H17ZM60 162V161H59ZM125 162V161H124ZM126 162H128V161H126ZM125 162V163H126ZM171 162V161H170ZM200 162V161H199ZM209 162V161H208ZM239 162H241V161H239ZM18 163H20V162H18ZM43 163V162H42ZM201 163V162H200ZM200 163H195L194 161H191L190 162V164H189V166H187L186 167V164L183 166V168H182V171L181 172H183V173H189V172H191V170H195V169H197V167L198 166H203L204 164H200ZM205 163V162H204ZM213 163V162H212ZM21 164V163H20ZM33 164V163H32ZM118 164V163H117ZM142 164V163H141ZM168 164V163H167ZM173 164V163H172ZM237 164V163H236ZM241 164V163H240ZM188 165V164H187ZM31 166V165H30ZM42 164H37V167H35V170H36V173H35V176L36 177H38L39 179H41L42 181H50V182H52V181H55V179H57L56 177L58 176V172H57V170L56 169H54V168H52L50 165L48 166V174L46 175L44 172H43V170H42ZM122 166V165H121ZM120 166V167H121ZM123 166H124V164H123ZM130 166V165H129ZM162 166V165H161ZM170 166V165H169ZM209 166H211V165H209ZM27 167V166H26ZM54 167V166H53ZM133 167H135V166H133ZM163 167V166H162ZM171 167V166H170ZM28 168H29V166H28ZM126 168H128V167H126ZM168 168V167H167ZM174 168V167H173ZM204 168V167H203ZM230 168V167H229ZM125 169V168H124ZM138 169H139V167H138ZM157 169V168H156ZM172 169V168H171ZM170 169V170H171ZM217 170L219 169L218 167L216 168ZM222 169V168H221ZM234 169V168H233ZM238 168H236V170H237ZM126 170V169H125ZM168 170V169H167ZM205 170V169H204ZM204 170H202V171H204ZM206 170H207V168H206ZM225 170V169H224ZM235 170V171H236ZM173 171V170H172ZM171 171V172H172ZM202 171H201V173H202ZM222 171H223V169H222ZM240 171V170H239ZM141 172V171H140ZM156 172V171H155ZM165 172V171H164ZM169 172V171H168ZM213 172V171H212ZM232 172V171H231ZM67 173V172H66ZM136 173V172H135ZM142 173V172H141ZM166 173V172H165ZM164 173V174H165ZM173 173V172H172ZM182 173V174H183ZM214 173V172H213ZM221 173H223V172H221L220 170L219 171H217L216 172V174L215 175H217V176H222V175H224V174H221ZM228 173V172H227ZM237 173V172H236ZM251 173V172H250ZM33 174V173H32ZM171 174V173H170ZM254 174V173H253ZM17 175V174H16ZM151 175H153V174H151ZM233 175V174H232ZM231 175V176H232ZM240 175V174H239ZM252 175V174H251ZM3 176V175H2ZM170 176V175H169ZM236 176V178H237V175H235ZM245 176V175H244ZM247 176H250L249 174H247ZM19 177H20V175H19ZM138 177V176H137ZM136 177V178H137ZM154 177V176H153ZM153 177H152V179H153ZM175 177H176V174H175ZM174 177V178H175ZM224 177H226V176H224ZM229 177V176H228ZM243 177V176H242ZM253 177V176H252ZM252 177H250L251 179H252ZM135 178V179H136ZM165 178V177H164ZM167 178V177H166ZM245 178V177H244ZM243 178V179H244ZM248 178V177H247ZM250 178H249V180H250ZM159 179V178H158ZM221 179V178H220ZM256 179V178H255ZM2 180V179H1ZM16 180V179H15ZM22 180V179H21ZM20 180V181H21ZM131 180V179H130ZM148 180V179H147ZM154 180H155V177H154ZM157 180V179H156ZM161 180V179H160ZM221 180H223V179H221ZM231 180V179H230ZM237 180V179H236ZM239 180H240V177H239ZM245 180V179H244ZM248 180V181H249ZM252 180H254V179H252ZM135 181V180H134ZM175 181V180H174ZM173 181V182H174ZM235 181V180H234ZM263 181V180H262ZM111 182V181H110ZM145 182H147V181H145ZM172 182V183H173ZM231 182H232V180H231ZM1 183V182H0ZM33 183H35V182H33ZM182 183V182H181ZM216 183H218V182H216ZM221 183V182H220ZM220 183H218L217 184V186L215 187L216 189L218 188L220 191H219V195H224V193H222V190H224L223 189V184H220ZM223 183H225L226 185H227V181L224 179V181H223ZM237 183V184H236ZM235 184V188H234V190H237L238 191V188H240V190L238 191V195L239 196H237V197H241V202H243V204L244 203H249L250 204V206L249 207H252V206H259V207H263V208H260V209H263V211H264V205L263 204H261V202L260 201H262V200H260V199H258V200H256V199H253L254 197H255V195H253V193L252 192H248L249 194H247V187L245 188V183H243V180L241 179V181H237ZM25 184V183H24ZM149 184H151V183H149ZM179 184H180V182H179ZM39 185V184H38ZM140 185V184H139ZM144 185V184H143ZM247 185H249V183L247 184ZM258 185V184H257ZM6 186V185H5ZM145 186V185H144ZM147 186V185H146ZM151 186V185H150ZM173 186H174V183H173ZM172 186V187H173ZM180 186V185H179ZM190 186H191V184H190ZM229 186V185H228ZM262 186V185H261ZM16 187V186H15ZM160 187H162V186H160ZM175 187V186H174ZM181 187V186H180ZM187 187V186H186ZM226 187V186H225ZM2 188V187H1ZM8 188V187H7ZM11 188V187H10ZM14 188V187H13ZM116 188V187H115ZM130 188V187H129ZM128 188V189H129ZM132 188V187H131ZM130 188V189H131ZM147 188H149V187H147ZM170 188H171V186H170ZM178 188V187H177ZM176 188V190H178ZM184 188V187H183ZM103 189H105V188H103ZM172 189V188H171ZM175 189V188H174ZM181 189V188H180ZM190 189H192V187L190 188ZM227 189V188H226ZM157 190V189H156ZM160 190V189H159ZM159 190H157V191H159ZM162 190H163V188H162ZM161 190V191H162ZM252 190V189H251ZM257 190H258V188H257ZM262 190V189H261ZM15 191V190H14ZM29 191H30V189H29ZM104 191H106V190H104ZM132 191V190H131ZM199 191V190H198ZM225 191V190H224ZM228 191V190H227ZM19 192V191H18ZM203 192V191H202ZM214 192V191H213ZM216 192H218V191H216ZM215 192V193H216ZM229 192V194L231 195V196H233V195H235V191H233V193H230V191H228ZM227 192V193H228ZM13 193V192H12ZM11 193V194H12ZM28 193V192H27ZM26 193V194H27ZM54 193V192H53ZM128 193V192H127ZM126 193V194H127ZM180 193V192H179ZM262 193V192H261ZM7 194H8V192H7ZM23 194V193H22ZM25 194V193H24ZM157 195H158V192L156 193ZM165 194V193H164ZM102 195V194H101ZM122 195H124V194H122ZM161 195H162V193H161ZM207 195H209V194H207ZM214 195V194H213ZM212 195V196H213ZM22 196V195H21ZM25 196V195H24ZM159 196H160V194H159ZM163 196V195H162ZM202 193L201 192H195V193H191V191H189V189H188V187H187V190L185 191V196L183 197V199H184V201H191L192 202V204H194L195 205V207L198 209V210H200V209H203L206 205H207V203L206 202H202L201 201V199L200 198H202ZM212 196H208L207 197V199H210V198H212ZM258 196V195H257ZM126 197V196H125ZM161 197V196H160ZM166 197V196H165ZM216 197V196H215ZM235 197V196H234ZM1 198V197H0ZM19 198V197H18ZM33 198H35V197H33ZM32 198V199H33ZM100 198V197H99ZM162 198V197H161ZM164 198V197H163ZM214 198V197H213ZM256 198V197H255ZM31 199V200H32ZM103 199V198H102ZM120 199H121V197H120ZM122 199H124V198H122ZM128 199V198H127ZM166 199V198H165ZM232 199V198H231ZM10 200V199H9ZM29 200V199H28ZM117 200V199H116ZM256 200V201H255ZM4 201H5V199H4ZM99 201V200H98ZM97 201V202H98ZM125 201H126V199H125ZM124 201V202H125ZM172 201V200H171ZM1 203H3L2 201H0ZM11 202V201H10ZM10 202H8V204L10 203ZM102 202V201H101ZM111 203H112V201H110ZM122 202V201H121ZM123 202V203H124ZM217 202V201H216ZM23 203V202H22ZM25 203V202H24ZM100 203V202H99ZM123 203H121V204H123ZM173 203V202H172ZM188 203V202H187ZM263 203V202H262ZM12 204V203H11ZM17 204V203H16ZM16 204H14L13 206H15ZM26 204V203H25ZM38 204V203H37ZM114 204V203H113ZM174 204V203H173ZM189 204V203H188ZM33 205H35V204H33ZM96 205V204H95ZM212 205V204H211ZM18 206V205H17ZM17 206H15V207H17ZM20 206V205H19ZM22 206V205H21ZM98 205H96V207H97ZM122 206V205H121ZM184 206H186V204L184 205ZM246 207H248V206H244V208L243 209H245ZM3 208V207H2ZM13 208V207H12ZM11 208V209H12ZM26 208V207H25ZM100 208H101V206H100ZM236 208V207H235ZM235 208H233V209H235ZM257 208V207H256ZM10 208H9V211L11 210ZM23 209V208H22ZM95 209H98V208H95ZM252 209V208H251ZM258 209V208H257ZM18 210V209H17ZM254 210V209H253ZM248 211V210H247ZM260 211V210H259ZM103 212V211H102ZM257 212V211H256ZM262 212V211H261ZM13 213V212H12ZM95 213H97V210H96V212ZM98 213H99V210H98ZM220 213V212H219ZM229 213V212H228ZM251 213V212H250ZM3 214V213H2ZM10 214V213H9ZM101 214V213H100ZM119 214V213H118ZM264 214V213H263ZM103 215V214H102ZM3 216V215H2ZM11 216V215H10ZM14 216V215H13ZM94 216H96V215H94ZM107 216V215H106ZM106 216H103V218L104 217H106ZM112 216V215H111ZM253 216L255 217V219H254V217H253V219L255 220V221H257L256 220V215H254V213H253ZM15 218V217H14ZM23 218H25V217H23ZM41 218V217H40ZM94 218H96V217H94ZM101 218V217H100ZM246 218V217H245ZM43 219V218H42ZM46 219H47V217H46ZM57 219V218H56ZM24 220V219H23ZM96 220V219H95ZM102 220V219H101ZM103 220H106L107 221V219H103ZM29 221V220H28ZM98 222H99V220H97ZM96 221V222H97ZM118 221V223H119V221H121V220H117ZM254 221V228H256L258 225H257V223H259V221H257V222H255ZM100 222H102V221H100ZM27 223V222H26ZM108 223V222H107ZM115 223V222H114ZM261 223V222H260ZM96 224V223H95ZM117 224V223H116ZM243 224V223H242ZM27 225V224H26ZM25 225V226H26ZM94 225V224H93ZM247 225H249V224H247ZM21 226V225H20ZM107 226V225H106ZM109 226V225H108ZM113 226V225H112ZM116 226V225H115ZM234 226H237V225H234ZM239 226V225H238ZM240 226H242L241 224H240ZM94 227V226H93ZM97 227V226H96ZM114 227V226H113ZM112 227V228H113ZM261 227V230L260 231H258V232H256V233H253V232H248L249 231V229L248 230H244L245 231V236H244V239H243V241H242V243H241V255H247V254H250V255H248V256H250L252 259V261H253V263L252 264H264V227H262V226H260ZM105 227L103 226V228L102 229H104ZM112 228H110V229H112ZM238 228V227H237ZM182 229V228H181ZM184 229V228H183ZM236 229V228H235ZM7 230V229H6ZM19 230V229H18ZM251 230V229H250ZM98 231H99V228H98ZM117 231V230H116ZM231 231H233V230H231ZM235 231V230H234ZM7 232V231H6ZM100 232V231H99ZM238 232V229H237V231H236V233ZM241 232V230H239V233ZM13 233H15V232H13ZM103 233H104V231H103ZM235 233V232H234ZM233 233V234H234ZM238 233V234H239ZM20 234V233H19ZM100 234V233H99ZM98 234V235H99ZM106 234H108V231H107V233ZM116 234V233H115ZM230 234V233H229ZM5 235H11L10 234V232L8 233V234H5ZM5 235H2V237H4ZM16 234H14V236H15ZM97 235V234H96ZM97 235V236H98ZM231 236H234V235H232V233L230 234ZM102 236V238L104 239V235H101L100 234V237ZM236 236V235H235ZM9 237V236H8ZM99 237V236H98ZM239 237V236H238ZM106 238V237H105ZM110 238V237H109ZM112 238V237H111ZM110 238V239H111ZM1 239V238H0ZM96 239H99V238H96ZM117 239V238H116ZM229 239V238H228ZM234 239V238H233ZM91 240V239H90ZM112 240V239H111ZM110 240V241H111ZM231 240H232V238H231ZM61 241V240H60ZM98 241H100V240H98ZM104 241V240H103ZM106 241V240H105ZM109 241V242H110ZM232 241H234V240H232ZM64 242H65V240H64ZM22 243V242H21ZM97 243V242H96ZM4 244H5V242H4ZM18 244V243H17ZM88 244V243H87ZM92 244V243H91ZM109 244V243H108ZM111 244V243H110ZM230 244V243H229ZM231 244H236V242L235 243H231ZM89 245V244H88ZM112 245V244H111ZM104 246H105V244H104ZM236 246H238V244L236 245ZM88 247V246H87ZM98 247V246H97ZM1 248H3L2 247V245H1ZM18 248V247H17ZM21 248V247H20ZM31 248H33L34 250H38L40 247L39 246H37V245H35V244H30V249ZM95 248H96V244H95ZM102 248V247H101ZM213 248V247H212ZM6 249V248H5ZM100 249V248H99ZM221 249V248H220ZM18 250V249H17ZM17 250H15V251H17ZM47 250V249H46ZM50 250V249H49ZM81 250V249H80ZM28 251V250H27ZM219 251V250H218ZM222 251V250H221ZM228 251V250H227ZM226 251V252H227ZM37 252H39V251H37ZM41 252V251H40ZM43 252V251H42ZM41 252V255L42 254H44V252L42 253ZM47 252V251H46ZM88 252V251H87ZM49 253V252H48ZM64 253V252H63ZM73 253H75V252H73ZM79 253V252H78ZM214 253V252H213ZM16 254V253H15ZM29 254V253H28ZM34 254V253H33ZM38 254V253H37ZM40 254V253H39ZM39 254H38V258H39ZM50 254V253H49ZM55 254V253H54ZM71 254V253H70ZM102 254V253H101ZM12 255V254H11ZM18 255V254H17ZM45 255V254H44ZM61 255V254H60ZM75 255V254H74ZM98 255V254H97ZM8 256H9V254H8ZM7 256V257H8ZM15 256V255H14ZM14 256H12V257H14ZM30 256V255H29ZM0 257H2V255H1V253H0ZM31 257V259H36V257L35 256H30ZM60 257V256H59ZM225 257V256H224ZM226 258V257H225ZM3 259V258H2ZM11 259V258H10ZM27 259V258H26ZM60 259V258H59ZM73 259V258H72ZM214 259V258H213ZM223 259V258H222ZM6 260V259H5ZM11 260H15V259H11ZM55 260V259H54ZM61 260V259H60ZM211 260V259H210ZM215 260V259H214ZM224 260V259H223ZM243 260V259H242ZM2 261V260H1ZM17 261V260H16ZM16 261H14V263L16 262ZM51 261V260H50ZM69 261V260H68ZM74 261V260H73ZM75 261H78V260H75ZM209 261V260H208ZM220 261V260H219ZM21 264H22V261H19ZM35 262H36V260H35ZM38 262V261H37ZM72 262V261H71ZM99 262V261H98ZM102 262V261H101ZM210 262V261H209ZM5 263V261H3L1 264H4ZM26 263V262H25ZM52 263V262H51ZM81 263V262H80ZM215 263H217V262H215ZM5 264H7V262L5 263ZM30 264H37V263H34V262H31ZM45 264V263H44ZM46 264H48V263H46ZM53 264V263H52ZM73 264V263H72ZM77 264V263H76ZM174 264H175V262H174ZM212 264V263H211ZM221 264V263H220ZM234 264V263H233ZM245 264V263H244Z\"/></svg>",
    "mask_w": 264,
    "mask_h": 264
}]
</instances>
